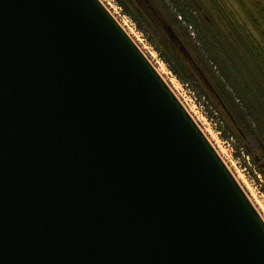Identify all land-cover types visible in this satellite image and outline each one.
<instances>
[{
    "label": "water",
    "instance_id": "95a60500",
    "mask_svg": "<svg viewBox=\"0 0 264 264\" xmlns=\"http://www.w3.org/2000/svg\"><path fill=\"white\" fill-rule=\"evenodd\" d=\"M0 264H264V221L99 0H0Z\"/></svg>",
    "mask_w": 264,
    "mask_h": 264
},
{
    "label": "rangeland",
    "instance_id": "374dc122",
    "mask_svg": "<svg viewBox=\"0 0 264 264\" xmlns=\"http://www.w3.org/2000/svg\"><path fill=\"white\" fill-rule=\"evenodd\" d=\"M133 1L189 69L194 77L191 82H183L172 72L149 40V35L137 27L115 0H99L198 125L264 221V158L261 155L260 142L254 131V124L248 123V118L245 119L246 111L221 78L205 50L207 45L201 39L207 34H197L192 26L178 24L174 20L175 10L172 6L168 7L160 0ZM209 1L200 0L209 14L200 7L202 15L198 14L199 22H206L216 37L226 43L229 34ZM216 1L225 13L246 22L236 0ZM251 1L260 2L264 6V0L246 2L249 4ZM254 34L257 36L255 32ZM208 37L211 43L212 37ZM210 69L219 76V83L211 76ZM224 90L235 98V103H239V109L230 107Z\"/></svg>",
    "mask_w": 264,
    "mask_h": 264
},
{
    "label": "trees",
    "instance_id": "16d2710c",
    "mask_svg": "<svg viewBox=\"0 0 264 264\" xmlns=\"http://www.w3.org/2000/svg\"><path fill=\"white\" fill-rule=\"evenodd\" d=\"M115 1L133 19L137 27L149 35V40L158 49L172 72L183 82H191L194 77L189 69L137 4L133 0ZM160 1L168 7L172 6L175 10L174 20L178 24L184 23L187 26H192L197 34L201 32L207 34L201 39L207 45L205 50L221 78L235 93V98L246 111L245 119L248 118V123L254 124V131L260 142L261 155L264 158V6L260 2L251 1L248 4L247 0H236L246 20V22H242L225 13L216 0H210L211 7L222 20L229 34V37H226V43H224L216 37L206 22L203 24L199 22L200 7L208 13L206 7L201 5L200 0ZM206 28L209 29V34ZM208 35L212 37L211 43L208 41ZM210 74L218 83L220 82L219 76H216L211 69ZM223 92L230 107L238 108L239 103H235V98L225 90Z\"/></svg>",
    "mask_w": 264,
    "mask_h": 264
}]
</instances>
